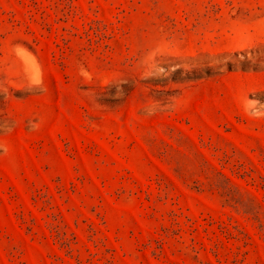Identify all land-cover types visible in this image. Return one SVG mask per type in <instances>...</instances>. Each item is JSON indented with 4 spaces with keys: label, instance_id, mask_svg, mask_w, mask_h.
Listing matches in <instances>:
<instances>
[{
    "label": "rangeland",
    "instance_id": "rangeland-1",
    "mask_svg": "<svg viewBox=\"0 0 264 264\" xmlns=\"http://www.w3.org/2000/svg\"><path fill=\"white\" fill-rule=\"evenodd\" d=\"M0 264H264V0H0Z\"/></svg>",
    "mask_w": 264,
    "mask_h": 264
}]
</instances>
